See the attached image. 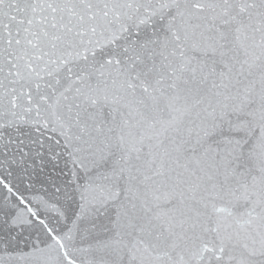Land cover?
Returning <instances> with one entry per match:
<instances>
[{
	"label": "snow or ice",
	"instance_id": "obj_1",
	"mask_svg": "<svg viewBox=\"0 0 264 264\" xmlns=\"http://www.w3.org/2000/svg\"><path fill=\"white\" fill-rule=\"evenodd\" d=\"M0 264H264V0H0Z\"/></svg>",
	"mask_w": 264,
	"mask_h": 264
}]
</instances>
